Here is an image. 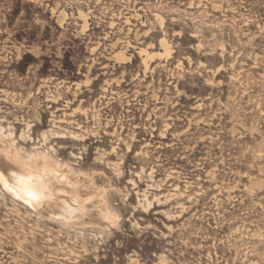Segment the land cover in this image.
Segmentation results:
<instances>
[{
  "label": "rangeland",
  "instance_id": "rangeland-1",
  "mask_svg": "<svg viewBox=\"0 0 264 264\" xmlns=\"http://www.w3.org/2000/svg\"><path fill=\"white\" fill-rule=\"evenodd\" d=\"M0 130L104 173L113 215L0 187V264H264V0H0Z\"/></svg>",
  "mask_w": 264,
  "mask_h": 264
},
{
  "label": "bare ground",
  "instance_id": "bare-ground-1",
  "mask_svg": "<svg viewBox=\"0 0 264 264\" xmlns=\"http://www.w3.org/2000/svg\"><path fill=\"white\" fill-rule=\"evenodd\" d=\"M63 15H65V13ZM79 15L82 17L81 14ZM63 17H61V19L64 20ZM86 26L87 25L84 24L83 28ZM161 27L162 25L160 23V28ZM164 43L166 42L164 41ZM160 45H162V43H160ZM164 49H166V47ZM166 51L168 52L169 50ZM123 52L125 53V51ZM145 52L147 54V51ZM145 52L143 51L142 54H145ZM170 53H172V51ZM137 54H139V52H137ZM146 54L145 56L147 57ZM122 55L123 54H120L119 56ZM151 56L153 58L154 54H151ZM166 56H168L167 53ZM150 57L147 60H150ZM160 57L162 58V55H160ZM145 63L146 61L143 63L144 67ZM52 124L54 125V123ZM84 139H86V137ZM43 140L45 141V138ZM8 161H11L12 163L7 164L5 167V164ZM0 173H3V175L0 176V187L6 190L12 197L18 199L22 204L26 205L32 212L39 214L36 216L57 223L60 227L82 230L87 227L111 223L113 219V215L109 211L105 200L106 191L110 189V179L104 175V173L92 172L87 175L77 173L72 168L61 165L53 157L46 154H35L23 157L15 149L12 143L3 140H0ZM17 177H22L25 180H28L29 184H18ZM33 197H35V199H33Z\"/></svg>",
  "mask_w": 264,
  "mask_h": 264
},
{
  "label": "snow or ice",
  "instance_id": "snow-or-ice-1",
  "mask_svg": "<svg viewBox=\"0 0 264 264\" xmlns=\"http://www.w3.org/2000/svg\"><path fill=\"white\" fill-rule=\"evenodd\" d=\"M10 163H12V162L11 161L6 162L5 167L7 166V164H10ZM2 175H3V173H0V176H2ZM16 179H17L18 184H21V185L29 184V181L25 180L22 177H17ZM33 199H35V197H33Z\"/></svg>",
  "mask_w": 264,
  "mask_h": 264
}]
</instances>
